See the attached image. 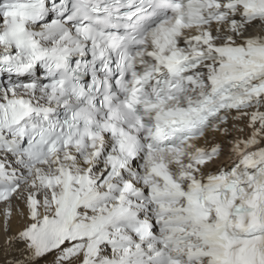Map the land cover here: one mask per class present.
Returning a JSON list of instances; mask_svg holds the SVG:
<instances>
[{
  "label": "snow or ice",
  "instance_id": "snow-or-ice-1",
  "mask_svg": "<svg viewBox=\"0 0 264 264\" xmlns=\"http://www.w3.org/2000/svg\"><path fill=\"white\" fill-rule=\"evenodd\" d=\"M0 264H264V0H0Z\"/></svg>",
  "mask_w": 264,
  "mask_h": 264
}]
</instances>
